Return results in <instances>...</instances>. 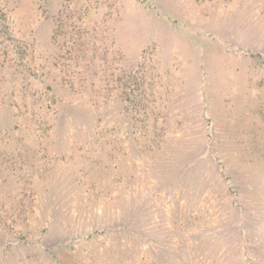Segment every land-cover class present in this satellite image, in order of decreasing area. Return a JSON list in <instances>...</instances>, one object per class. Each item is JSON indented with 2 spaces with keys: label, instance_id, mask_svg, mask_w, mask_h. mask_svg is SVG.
<instances>
[{
  "label": "rangeland",
  "instance_id": "374dc122",
  "mask_svg": "<svg viewBox=\"0 0 264 264\" xmlns=\"http://www.w3.org/2000/svg\"><path fill=\"white\" fill-rule=\"evenodd\" d=\"M0 264H264V0H0Z\"/></svg>",
  "mask_w": 264,
  "mask_h": 264
}]
</instances>
